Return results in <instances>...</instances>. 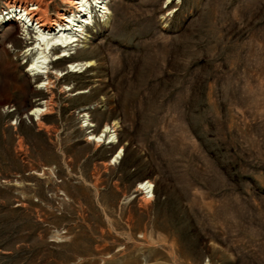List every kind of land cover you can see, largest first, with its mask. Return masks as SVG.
Returning <instances> with one entry per match:
<instances>
[{"label": "rangeland", "instance_id": "1", "mask_svg": "<svg viewBox=\"0 0 264 264\" xmlns=\"http://www.w3.org/2000/svg\"><path fill=\"white\" fill-rule=\"evenodd\" d=\"M106 6L35 76L0 23V264H264V0Z\"/></svg>", "mask_w": 264, "mask_h": 264}, {"label": "bare ground", "instance_id": "2", "mask_svg": "<svg viewBox=\"0 0 264 264\" xmlns=\"http://www.w3.org/2000/svg\"><path fill=\"white\" fill-rule=\"evenodd\" d=\"M65 4L76 8V12L69 10L65 11V20H49L35 17L42 8L38 3L28 5L16 6L15 2L7 3L5 7L0 11V23L7 20H15L17 22L16 31L19 34L18 38L25 43H28L32 39L31 33H35V46L28 47L25 54L30 55L31 58V71L30 75L35 76L40 73H46V65L49 61L54 59H61L70 55L71 43L80 38L82 33V27L90 19L91 10L98 12V16L101 21L106 20L108 9L106 3L108 0H62ZM70 7V8H71ZM43 11V10H42ZM63 15V14H62ZM63 19L64 16H61ZM76 26L77 29L72 31V27ZM31 45V44H30ZM12 45H7V52L11 51ZM60 49L61 54H56L54 51ZM52 55H56L52 58ZM71 56V55H70ZM75 61L70 62L71 67H76ZM53 68V67H52ZM58 71V67H56ZM47 83L50 84L51 79L49 76L46 77ZM51 97L42 103H37L32 106V111L28 114L34 116L35 120L38 121L39 117L45 112L50 110ZM44 111V112H43ZM114 126L106 124L102 130L96 134H92L90 139L95 143L101 142H115ZM120 155L118 153L115 158ZM151 184L146 182L141 184L142 189H146V193L151 197L150 194Z\"/></svg>", "mask_w": 264, "mask_h": 264}]
</instances>
